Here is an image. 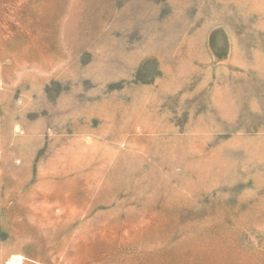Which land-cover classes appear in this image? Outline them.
<instances>
[{
	"label": "rangeland",
	"instance_id": "obj_1",
	"mask_svg": "<svg viewBox=\"0 0 264 264\" xmlns=\"http://www.w3.org/2000/svg\"><path fill=\"white\" fill-rule=\"evenodd\" d=\"M36 1L0 0V264H264V0Z\"/></svg>",
	"mask_w": 264,
	"mask_h": 264
},
{
	"label": "bare ground",
	"instance_id": "obj_2",
	"mask_svg": "<svg viewBox=\"0 0 264 264\" xmlns=\"http://www.w3.org/2000/svg\"><path fill=\"white\" fill-rule=\"evenodd\" d=\"M37 1H38V0H37ZM37 1H36V2H37ZM42 1H43V0H42ZM44 1H45V0H44ZM32 3H35V2L32 1L31 4H32ZM31 4H30V5H31ZM50 4H51V3H50ZM30 5H29V6H30ZM43 6H44V5H43ZM28 10H29V8H28ZM28 14H29V13H28ZM42 14H43V13H42ZM29 16H31V15H29ZM31 17H32V16H31ZM56 17H57V16H56ZM36 18H37V17H36ZM40 18H43V17L41 16ZM44 19H45V18H44ZM32 20H33V19H32ZM47 20H48V19H47ZM29 22H31V21H29ZM55 22H56V21H55ZM48 23H49V22H48ZM26 24H28V23H26ZM40 24H41V23H40ZM41 26H42V25H41ZM29 27H30V26H29ZM29 29H30V28H29ZM35 29H36V28H35ZM40 29H42V28H40ZM37 30H38V25H37ZM51 30H52V29H51ZM51 30L49 29V32H50ZM30 31H31V30H29V32H30ZM42 31H43V29H42ZM52 31H54V30H52ZM29 32H28V33H29ZM43 32H45V31H43ZM43 32H42V33H43ZM51 33H52V32H51ZM16 34H17V33H16ZM29 34H30V33H29ZM34 34H35V32L32 33L33 36H34ZM43 34H44V33H43ZM45 34H46V33H45ZM30 35H31V34H30ZM35 36H36V35H35ZM5 37H6V36H5ZM19 37H20V36H19ZM19 37H18V38H19ZM24 37H25V36H24ZM29 37H30V36H29ZM39 37H40V36H39ZM18 38H16V39H18ZM26 38H27V36H26ZM31 38H32V37H31ZM19 39H20V38H19ZM23 39H24V38H23ZM30 40H31V39H30ZM32 40H34V39H32ZM32 40H31V41H32ZM43 40H45V39H43ZM0 41H1V40H0ZM9 43H10V42H9ZM24 43H25V42H24ZM27 43H28V42H27ZM25 44H26V43H25ZM28 44H29V43H28ZM39 44H40V43H39ZM26 45H27V44H26ZM5 46H6V44H5ZM29 46H30V45H29ZM29 46H28V47H29ZM37 46H38V45H37ZM19 47H20V46H19ZM25 47H27V46H25ZM28 47H27V48H28ZM30 47H31V46H30ZM30 47H29V48H30ZM35 47H36V46H35ZM0 48H1V46H0ZM27 48H26V49H27ZM29 48H28V49H29ZM19 49H20V48H19ZM24 49H25V48H24ZM28 49H27V50H28ZM31 49H32V48H31ZM22 50H23V49H22ZM22 52H23V51H22ZM24 52H25V51H24ZM18 53H20V51H19ZM28 54H29V53H28ZM30 54H31V53H30ZM39 54H40V53H39ZM15 55H16V54H15ZM18 55H19V54H18ZM41 57H42V56H41ZM41 57H39V58H41ZM46 61H47V60H46ZM22 63H23V62H22ZM26 65H27V64H26ZM30 67H31V66H30ZM42 67H43V66H42ZM34 68H35V67H34ZM40 70H41V69H40Z\"/></svg>",
	"mask_w": 264,
	"mask_h": 264
}]
</instances>
